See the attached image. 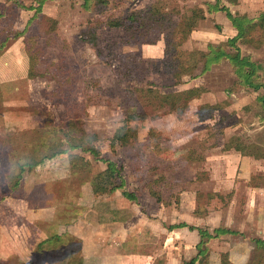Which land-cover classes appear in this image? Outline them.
<instances>
[{
    "label": "rangeland",
    "instance_id": "rangeland-1",
    "mask_svg": "<svg viewBox=\"0 0 264 264\" xmlns=\"http://www.w3.org/2000/svg\"><path fill=\"white\" fill-rule=\"evenodd\" d=\"M215 2L93 0L86 10L83 0H44L37 12L38 0H0V264H61L74 247L83 263H91L98 255L92 243L84 244L91 238L84 218L95 215L89 218L97 224L100 213L106 222L132 219L119 230L126 250L136 254L124 264H183L197 253L198 229L213 234L216 228L232 232L207 240L211 264H220L225 254L235 264L264 258L255 243L264 241V87L241 84L226 58L204 69L206 58L199 52L209 54L211 45L234 51L227 40L236 31L225 11L207 10L206 3ZM219 3L251 18L264 10V0ZM152 7H158L163 26L153 22L128 43L122 27L107 24L126 11ZM193 13L196 20L187 38L166 54L163 33L175 27L168 28L172 23L188 29L184 15ZM90 20L98 47L80 36ZM174 34L167 36L170 43L179 39L180 33ZM256 42L238 40L236 45L242 56L262 62L264 82V43ZM27 45L54 63L52 78L27 76ZM178 51L186 52L180 59L188 62L190 74L176 67ZM193 87L204 91L181 115L159 106V97L146 91ZM204 104L213 109L202 110L210 116L201 118ZM124 124L126 144H113L115 131ZM88 137L96 156L69 148L72 140L82 138L88 145ZM237 144L244 150H237ZM69 154L83 157L82 171H71ZM106 158L121 166L124 187L134 194L132 211L124 203L115 210L108 199L115 193L124 198L122 188L100 194L92 190L90 180L105 169ZM28 159L32 166L19 172L15 162ZM146 160L163 171L152 174ZM180 198L195 215L188 225L191 236L172 232L169 227L182 222L164 218L166 208L163 219L152 211L166 204L177 208ZM133 224L137 242L130 233ZM54 232L61 237L57 243L39 250L37 242Z\"/></svg>",
    "mask_w": 264,
    "mask_h": 264
},
{
    "label": "trees",
    "instance_id": "trees-1",
    "mask_svg": "<svg viewBox=\"0 0 264 264\" xmlns=\"http://www.w3.org/2000/svg\"><path fill=\"white\" fill-rule=\"evenodd\" d=\"M43 1L44 0H38L39 6L34 7L35 11L38 12L40 10V5L43 3ZM92 1L93 0H83L82 7L88 10L90 8V4ZM95 1L97 3L106 2V0H95ZM227 1L231 4L238 3V0H227ZM219 2L220 0H216L215 3H206L208 6L207 10L209 12L218 11V10L225 11L227 18L230 20L231 24L236 29V35L227 40L228 45H230L234 49V51L228 52L222 47H220L219 45L209 46L210 47L209 54H204V53L199 52V55L201 57L206 58L204 69L208 68L209 63H219L221 58H226L228 62L230 63V65L232 66L233 72L237 75V78L240 80L241 84L245 86H249L253 88L254 90L264 87V82L260 80L263 76L259 73V70L262 69L263 67L262 62L254 61L250 58V56H242L239 51V47L236 45V41L238 40H243L244 42H249V43H254L257 40L254 46L263 45L264 43V10L261 11L257 17L251 18L245 13H240L238 11L232 13L227 5L225 4L220 5ZM158 12H159L158 7L126 11L121 16H118L113 19H109L107 24L111 27H122L124 31L126 32L125 34L127 37L126 42L128 43V39L131 36H133V34H141V30H143L144 28H149L151 26V23L153 22H156L155 24L160 23L159 19H161V17L158 18L156 16ZM184 18H185L186 26L188 27V29H186L185 25H184V28L181 29V26H178L175 23H172V25L168 26V28H170L171 26H175L172 30L165 31L166 34L163 33L164 31H162V33L166 36L165 37V43L167 46V49H165L166 54L170 48H174V49L177 48L179 44H181L187 38L188 31L191 29V26L195 24L196 16L194 13L188 17L184 15ZM91 23L92 21L90 20L88 22V25L84 28V30L80 34V36L82 37L84 41H88L94 47H98V39H97L98 37L95 33V27L91 26L90 25ZM160 25H162V23H160ZM166 28L167 27H165L164 30H166ZM175 29L176 31H174ZM176 32L180 33L179 39L170 43L167 36L168 35L176 36L178 35V34H174ZM256 32H259L257 33L258 37H255ZM27 51L31 58L30 65L28 67L27 76L29 78H36V77L52 78L51 76L53 75L50 74L49 71L51 70V67L54 66V63L47 59L42 58L39 55L40 53L38 49H35L34 50L35 52H32L29 49V46L27 45ZM188 54H192V53H188ZM181 55H186V52H182V51L177 52V58L179 59V63L176 64V67L177 68L181 67L182 70H184L186 74H190V72H188L189 64L185 60L184 62L181 61L180 59ZM146 91L149 94L153 93L159 97V102H160L159 106L164 105V107L167 108L168 112H176L181 115L185 111V109L188 107V102L192 98L197 97L201 92L204 91V89L201 87H193V88L185 89V90L178 91V92L174 91V92H167V93H160V94L154 89H146ZM261 101L264 107V95H262ZM208 106L210 105L204 104L200 107L199 116L201 118H203V116H210L209 113H205V114L202 113V110L204 109L206 110ZM210 107L211 109H213V106H210ZM132 116L133 115L130 114L129 118ZM126 125L127 124H124L117 128L112 138L113 144L115 143V141L119 142L120 144H126L125 142L128 136V134L125 135L124 133V129ZM90 139L91 138L88 137V145H86L87 142L85 138L80 139L79 142H75L76 140H72L71 143H69V148L71 149L81 148L83 151L91 152L96 156L98 154L97 149L91 144ZM229 146L230 145H227L226 148H229ZM236 149L242 151L244 150V147L241 146L240 144H237ZM68 156H69V163L71 166V171L78 173V171H82L84 169L85 164L80 162L83 160V157L81 155L69 154ZM103 161L106 163L105 169L93 175L90 180L93 192L95 194L108 193L113 189L122 188L123 195L126 198L130 200L134 199V194L129 192L124 187V181H123L122 173H121V166L117 165L115 162H113L112 160L108 158L103 159ZM15 164L19 168V172L23 169L24 166H28V167L32 166L29 159L28 161L15 162ZM145 164L150 165V169H152L151 170L152 174H156L157 172L163 171L162 167L161 168L156 167L155 164H152L151 160L144 161V165ZM163 164L164 163H161L162 166H164ZM168 168H170V166ZM135 169H141V166L139 165L135 167ZM17 176L20 177V174H18ZM116 179L119 180L118 183H115ZM19 180L15 181L14 185L17 186L19 184ZM43 205L45 207L46 203ZM183 226H188V225L185 223H181L178 225H172L169 228L171 229V228H178V227H183ZM214 232L215 233L211 234L202 229H198V233L201 236V239L199 243L196 245L197 253L196 255L191 257L189 260L184 261L183 264H211L210 259H209L210 254L207 251V247H206L207 240L210 238H216L224 233H231L232 231L229 229L216 228ZM60 238L61 237L60 235H58L57 232H54L52 237H50V235L48 237L47 235L44 238L40 239L39 242H37V248L41 250L44 248L45 244L51 243L52 241L57 243V241ZM255 243H256L257 249L262 250L264 254V241L262 239H256ZM78 251H79L78 247H74L73 250L71 249L69 252H67L66 256L62 259L61 264H83L81 257L78 256ZM220 264H233V263L228 260L227 254H225ZM249 264H264V258L254 259Z\"/></svg>",
    "mask_w": 264,
    "mask_h": 264
},
{
    "label": "crops",
    "instance_id": "crops-1",
    "mask_svg": "<svg viewBox=\"0 0 264 264\" xmlns=\"http://www.w3.org/2000/svg\"><path fill=\"white\" fill-rule=\"evenodd\" d=\"M238 2H239V0H238ZM231 27L234 28L232 24H231ZM235 31H236V29H235ZM118 190H120V189H117L116 191H118ZM183 193H186V192H183ZM115 194L116 195H112L111 198H108L109 200H112L113 208L116 210L117 208H120L122 203H124V204L129 205L128 208H130V210L132 211L131 208H132V202L133 201L128 199V198H126L123 195V193H122V195H123L124 198H119L118 197L119 196L118 193H115ZM181 198H180V202L181 203H180L179 207H177V208H174V206H175L174 204L173 205L166 204L165 205L166 207H164V205H163V207H161V208L160 207H156L152 211L155 212L157 210L155 214L159 215L158 217L160 219H163L162 216L165 213L164 212V208H166L168 211L165 213L164 218H166V217L176 218L175 220H178V221H180L182 223H185L187 225H191L192 224V220L195 219V215L193 213V209L191 210V207L187 208L185 206V202L183 200H181ZM113 199H114V201H113ZM45 207H47V206H45ZM42 208H44V207H42ZM133 208L135 209V206H133ZM134 213L136 215H138V211H136V209L133 211V214ZM101 214H103V215L100 216ZM131 214H132V212L129 215H131ZM149 214L152 215L150 212H149ZM92 216H95V215H91V216H87L86 215L85 218H84V220L87 219V221L86 222L84 221L85 225H83V226H84V228H88V230H86V231L87 232L90 231L89 235L91 236V238H89V241L88 240L84 241V244L86 246H88L90 243H92V246H94L93 248L96 251V255H98L97 256L98 259L94 258L95 260L92 261L91 263L90 262L87 263L85 261L84 262L85 264H124L123 263L124 259L130 260L132 256L136 255V254H133L135 252L126 250L124 244H122L123 243L122 236L119 234L120 228H122V226H125V224L128 223L127 221H129V224H132V219H128V220H126L124 222L116 221V220H113L112 222H109V221L106 222V219L104 218L105 213H100L97 216L98 217L97 218V224H95V223L90 221L91 218H89V217H92ZM141 216L143 218L145 217L143 215H141ZM133 225H134V230H132V231L130 230V233H134V235H135L134 238L135 239L133 237L132 238L135 240V242H137L136 232H137L138 228H137L136 224H133ZM149 226H151V225H149ZM110 229H113V230H110ZM172 232H174V233L178 232V233H181V234L189 233L188 235H190V236H191V233H192V231L188 228V226L173 228ZM124 234L126 235V233H124ZM107 243H109V244H107ZM115 243L118 244V247L114 251L113 250V246H115ZM107 245H110V247H108ZM125 251H127V252H125ZM84 258H85V256H84ZM120 261H122V262H120Z\"/></svg>",
    "mask_w": 264,
    "mask_h": 264
}]
</instances>
